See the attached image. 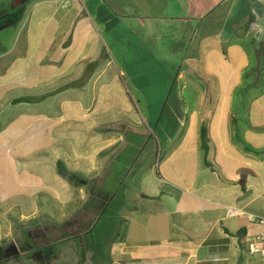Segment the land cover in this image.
Segmentation results:
<instances>
[{
    "label": "crops",
    "instance_id": "1",
    "mask_svg": "<svg viewBox=\"0 0 264 264\" xmlns=\"http://www.w3.org/2000/svg\"><path fill=\"white\" fill-rule=\"evenodd\" d=\"M10 2L0 7L7 21L0 29V188L20 204L21 219L50 211L43 195L63 214L69 208L70 220L90 218L74 206L76 195L86 203L94 188L109 187L105 158L130 147L142 123L163 130L164 122L170 140L181 134L191 149L180 157L191 151L195 163L169 165L167 177L152 168L128 187L116 260L97 255L89 231L69 227L0 231V252L13 253L0 264H264L249 250L262 233L249 217L264 218V0ZM92 12L99 22L89 20ZM107 44L120 45L123 64L107 55ZM160 54L179 60L169 63L171 84ZM155 55L156 64H143ZM154 74L166 84L145 92L141 81ZM229 208L246 214L229 217ZM90 210L97 220L98 208Z\"/></svg>",
    "mask_w": 264,
    "mask_h": 264
},
{
    "label": "rangeland",
    "instance_id": "2",
    "mask_svg": "<svg viewBox=\"0 0 264 264\" xmlns=\"http://www.w3.org/2000/svg\"><path fill=\"white\" fill-rule=\"evenodd\" d=\"M5 1L6 0H0V7L3 6V3ZM79 1L82 3L86 2V0ZM69 3L70 1L66 2L67 5ZM20 4H17V2L13 3L11 0V2L7 6L10 7L12 5H16L17 7H19ZM2 10H4V8ZM15 11L16 10L9 11L7 13V17H13L14 15L12 13L14 12L16 14L17 11ZM93 13L94 12H92L91 14L92 18L89 17V20L92 21L93 19L95 22H99L100 20H97L96 15H93ZM17 15L18 14H16V16ZM6 22V20H3L1 18L0 29L4 27V24H6ZM99 30L105 32L102 26L99 28ZM107 46L109 45L107 44ZM113 46L114 48H111L110 46L108 47V50H106L107 55L117 60L118 64H120L121 62L123 64L120 54H118V52L116 51L117 49L115 48V46L119 47L120 45L114 44ZM163 47L164 46L161 45V48ZM160 57L162 59L159 58L158 63L162 65L165 70H167V73L170 76L167 78H170L171 84V82H173V78L175 77L173 75L174 70L169 66V63L174 67L176 65V62L178 63L179 60H177L176 62L173 60L168 61L167 58H164V54H160ZM143 62L144 65L150 63L156 64L157 58L152 61L145 59ZM167 62L168 65H165ZM252 77L253 75H249L248 79H252ZM146 79L147 80L141 81V84L145 92L148 93L151 89L160 90L161 84H164V86L166 84V82L164 81L166 77L160 74L147 76ZM129 89L131 91V94L135 96L136 93L133 83L129 84ZM157 103L158 102H155V105ZM161 109L162 107L157 105L153 107L152 111L154 112V114H157L161 112ZM141 111L143 113L142 116H139V118L147 115L145 112L146 110L143 107H141ZM144 118L146 119L147 116H145ZM156 126V124L152 123H149V125L147 123H142V126H134L135 129L138 130L141 134L139 136L132 137V139L128 141L130 147L114 151L112 154H109L108 157H106L107 155L105 154L103 155V157H106L105 160H107L106 162H108L110 166L108 177L109 181H107V185H109V187L94 188L93 196L95 199L92 200V198H89L86 203L84 200H81V195L79 194H77L75 198L74 206L78 204V201L79 206L84 208L83 213L91 216L88 219H81L78 217L77 219L70 220L68 218L70 214L69 211H71L69 208V211L67 210V212L64 213V217V214L62 213V208L64 206L52 200V198L48 197L47 195L40 196L41 200L46 199L49 201L50 211L47 212V214L39 211L34 217H32V220L21 219L19 215L20 207H18L20 204L14 203L9 199V189L0 188V231H4L2 234H4L6 231H89V233L86 235V238L91 243L92 240L94 241V243H96V253L98 256L106 255V257H111L114 260L119 258V250L121 247L120 243L124 239L123 236L127 233V231H125V229L127 228L126 224L125 222L123 224L122 221V218L125 217V215L121 213V206L125 199L124 192L128 189V187H133L137 184L139 186L143 176L147 175L152 168H154L155 177H158L160 175L167 177L165 168H167L169 165L176 166L180 163L185 165L186 160L189 163L194 162L193 153H191V151H189L188 154L186 152L187 155L180 157L183 148H189V150L191 149V146L186 147L181 144L183 141L181 138V134L178 135L177 138L170 140L167 138L168 130L165 129L166 124L163 122V130L165 129L164 133H162L163 130L156 129ZM142 168L148 169V172L141 173L140 170ZM89 184L93 185L92 181H90ZM90 192V195L92 196V189L90 190ZM131 195L132 194H130V198ZM33 205L34 210L36 207L41 208L42 206L39 200L36 204ZM130 206L132 209L136 206V203L132 202ZM92 207L98 208L99 210V218L97 220H92V212L91 214L89 213ZM9 209H11V211H9ZM133 211L134 210L132 209V212ZM126 218L130 220L131 216L129 215V217L127 216ZM69 227L71 230H69ZM109 238L113 240V242H111L110 244H108ZM29 242L28 245L30 246H28L27 248H31V250H34L33 244ZM54 249L55 246L49 247L46 250L52 252L54 251ZM49 251L46 252L48 253V255L50 253ZM10 254L13 253L8 252L7 250L4 252H0V258L1 255L2 257H7ZM35 254L36 252L33 251L29 253L28 256H33ZM86 257L87 253H82V259L85 260Z\"/></svg>",
    "mask_w": 264,
    "mask_h": 264
},
{
    "label": "built area",
    "instance_id": "3",
    "mask_svg": "<svg viewBox=\"0 0 264 264\" xmlns=\"http://www.w3.org/2000/svg\"><path fill=\"white\" fill-rule=\"evenodd\" d=\"M243 211L240 209L235 208H229L227 215L229 217H237L239 215H245ZM250 220L255 221L257 220L262 228V233L259 235L253 243L249 245V250L252 255H261L264 258V218L263 217H256L253 215H250Z\"/></svg>",
    "mask_w": 264,
    "mask_h": 264
},
{
    "label": "trees",
    "instance_id": "4",
    "mask_svg": "<svg viewBox=\"0 0 264 264\" xmlns=\"http://www.w3.org/2000/svg\"><path fill=\"white\" fill-rule=\"evenodd\" d=\"M17 11V12H16ZM16 14L18 13V10L16 9ZM14 16L13 17H8L9 19H14L16 18V14L13 12L12 13ZM6 18V16H5ZM201 145H202V149L204 150L205 152V162L206 164H208V152H209V147H208V137H207V130L205 127L202 128L201 130ZM62 172V171H60ZM63 174V173H61Z\"/></svg>",
    "mask_w": 264,
    "mask_h": 264
}]
</instances>
